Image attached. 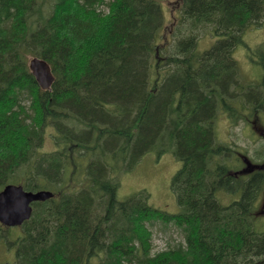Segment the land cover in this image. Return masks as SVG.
Here are the masks:
<instances>
[{
    "label": "trees",
    "instance_id": "1",
    "mask_svg": "<svg viewBox=\"0 0 264 264\" xmlns=\"http://www.w3.org/2000/svg\"><path fill=\"white\" fill-rule=\"evenodd\" d=\"M176 5L168 40L162 0H0V189L54 193L20 226L0 224L14 252L2 264H264L253 212L264 172L239 174L244 154L215 133L219 113L232 124L264 115V44L243 37L264 24V0ZM203 31L214 41L200 49ZM33 56L51 67L48 89ZM48 127L54 147L44 151ZM153 151L180 162L176 213L143 190L117 196V175ZM151 218L183 241L152 253L142 235Z\"/></svg>",
    "mask_w": 264,
    "mask_h": 264
},
{
    "label": "rangeland",
    "instance_id": "2",
    "mask_svg": "<svg viewBox=\"0 0 264 264\" xmlns=\"http://www.w3.org/2000/svg\"><path fill=\"white\" fill-rule=\"evenodd\" d=\"M162 5L165 20L164 35L168 40H171V27L176 20L175 15L178 12L176 0H162ZM99 9L105 12L108 11L104 4L99 5ZM206 32L203 31L198 39V47L200 49L207 48L214 41V37H212L209 42L210 35ZM243 37L247 46L251 48L264 44V24L259 28L249 29ZM236 51V58L242 65L241 69L243 68L245 77L251 78L255 75V72L249 70L251 65H249L245 57V48L241 46ZM247 120L246 122L242 121L232 124L225 114L219 113L215 121V133L220 141L232 144L235 152L244 154L242 160L239 161V174L250 173L256 170L264 172V115H252ZM50 132L51 129L48 127L41 147L44 151L53 150L54 147ZM179 165L180 162L170 152L159 156L154 151L149 152L129 171L117 175L119 180L118 198H124L129 194L143 190L149 194L148 202L152 206L169 213L178 212L179 206L171 190V179L178 170ZM263 194L264 192L258 195L253 212L257 222L261 221L264 224ZM237 196L238 193L222 194L223 200H229ZM146 231L148 233L142 235L144 239L148 240L147 247L150 248L152 253L165 250L167 247H174L183 241L179 227L171 223L164 224L159 219L151 218ZM14 233H17V230ZM13 258V250L8 249L0 243V264L4 261H12Z\"/></svg>",
    "mask_w": 264,
    "mask_h": 264
},
{
    "label": "water",
    "instance_id": "3",
    "mask_svg": "<svg viewBox=\"0 0 264 264\" xmlns=\"http://www.w3.org/2000/svg\"><path fill=\"white\" fill-rule=\"evenodd\" d=\"M35 80L42 89L50 88L54 75L46 60L34 56L28 61ZM54 196L50 190H26L21 184L8 183L0 189V223L7 227L20 226L32 214V203Z\"/></svg>",
    "mask_w": 264,
    "mask_h": 264
},
{
    "label": "flooded vegetation",
    "instance_id": "4",
    "mask_svg": "<svg viewBox=\"0 0 264 264\" xmlns=\"http://www.w3.org/2000/svg\"><path fill=\"white\" fill-rule=\"evenodd\" d=\"M260 192H261V193H259V195L262 194V193L264 192V189L262 188V190H261ZM263 195H264V194H263ZM263 199H264V198H263Z\"/></svg>",
    "mask_w": 264,
    "mask_h": 264
}]
</instances>
